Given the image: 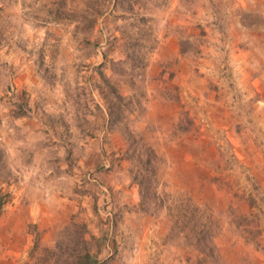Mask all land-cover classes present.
<instances>
[{
	"label": "rangeland",
	"instance_id": "1",
	"mask_svg": "<svg viewBox=\"0 0 264 264\" xmlns=\"http://www.w3.org/2000/svg\"><path fill=\"white\" fill-rule=\"evenodd\" d=\"M132 136L160 157L142 187ZM0 148V264L73 214L104 264H264V0H0Z\"/></svg>",
	"mask_w": 264,
	"mask_h": 264
},
{
	"label": "trees",
	"instance_id": "2",
	"mask_svg": "<svg viewBox=\"0 0 264 264\" xmlns=\"http://www.w3.org/2000/svg\"><path fill=\"white\" fill-rule=\"evenodd\" d=\"M125 41L129 42L130 36L124 38ZM183 42V41H181ZM130 44L127 43V50H125L127 58L119 61L120 64L130 63L129 67L132 68H142L144 69L146 63L143 61L140 62L137 60V56L134 54L135 50L130 48ZM183 48L180 49L182 51ZM139 57V56H138ZM136 58V59H135ZM102 81L107 85L106 90L103 89L101 83L98 84L99 92L102 97L106 99L108 95H113L117 98L118 103L123 102L125 96H122L121 93L117 90V87L114 83L110 82L105 76L102 75L100 71ZM178 98V96H175ZM128 100L131 101V98L128 97ZM113 102L111 100H108ZM14 107L11 108L14 115L16 116H28L31 114L32 109L28 103V99L25 95H20L18 98L13 100ZM113 104H108V113L112 114ZM189 121V120H188ZM191 121V120H190ZM181 123L182 120H180ZM111 123V120L108 122ZM191 123V122H188ZM183 125V124H181ZM130 132H128L129 135ZM129 144L132 146V154H136V162L140 167L139 170L134 174V178L138 179L139 185L142 187L143 183L147 180L148 182L157 181L156 179V165L160 160L158 153L155 149L145 140L138 136H132ZM134 147V148H133ZM0 170L5 172L4 180H0V214L4 206L10 201L11 195L8 190H5L2 186L3 183L9 182V166L5 164L4 161V152L0 148ZM138 175L140 177L138 178ZM2 182V183H1ZM197 208H192V211L188 214L187 211L182 212L186 216V221L192 224V231L196 233V243H200L210 248L213 244V227L214 223L209 216L203 215L201 217L196 215ZM196 216V217H195ZM176 221V219H175ZM30 226V223L27 224ZM34 239L33 243L29 249L26 260L23 264H104L105 260L99 259V250H94L92 248L91 240L95 236L89 231L87 227V222L85 220H79L76 218V215L73 214L69 221L64 225L62 233L58 236L54 242L45 243L43 241V232L44 229L40 228L38 224H33ZM201 245V246H202ZM216 257V253L212 255Z\"/></svg>",
	"mask_w": 264,
	"mask_h": 264
},
{
	"label": "crops",
	"instance_id": "3",
	"mask_svg": "<svg viewBox=\"0 0 264 264\" xmlns=\"http://www.w3.org/2000/svg\"><path fill=\"white\" fill-rule=\"evenodd\" d=\"M38 224H39V226L41 227V225H40L39 222H38ZM58 227H59V226H57V227H55V228H52L51 230L46 229L45 232L47 231V232H46L47 235H48V233H49V235L53 233V234H52V236H53V235L57 234V233H56V230H58ZM21 244H22V243H21ZM23 247H24V244H23L20 248H21L23 251H25V248H23ZM4 263H5V264H16V263L14 262V258H12V259H11V258H8V259L5 258V262H4Z\"/></svg>",
	"mask_w": 264,
	"mask_h": 264
}]
</instances>
